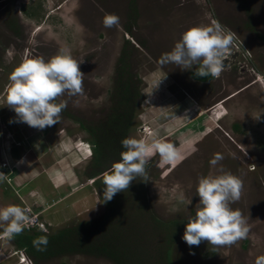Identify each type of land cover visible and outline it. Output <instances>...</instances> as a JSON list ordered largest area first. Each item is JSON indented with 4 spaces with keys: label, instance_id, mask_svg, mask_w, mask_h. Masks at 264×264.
I'll list each match as a JSON object with an SVG mask.
<instances>
[{
    "label": "rangeland",
    "instance_id": "rangeland-1",
    "mask_svg": "<svg viewBox=\"0 0 264 264\" xmlns=\"http://www.w3.org/2000/svg\"><path fill=\"white\" fill-rule=\"evenodd\" d=\"M106 14L118 16L119 24L106 28ZM213 21L234 35L228 65L219 77L198 81L190 72L199 65L182 70L163 62V54L186 30ZM61 50L84 73L83 94L65 93L57 99L67 103L57 124L30 127L6 105L9 74L25 57L47 62ZM125 64L123 73L138 90L127 138L172 143L180 158L173 166L161 165L159 154L152 156L146 176L136 177L128 190L114 196L118 206L112 213L95 178L86 175L92 145L79 124L101 123L113 111L116 73ZM217 153L223 159L213 167L210 160ZM3 163L9 172L0 173V208L31 209L27 216L37 214L42 232L120 219L147 231L153 254L149 262L256 264L264 256V0H0ZM221 168L243 181L241 197L230 207L247 219L248 236L232 246L213 247L203 241L189 247L182 237L199 203V179L220 175ZM102 227L97 228L99 235ZM23 231L31 233L32 228L23 225ZM0 264L118 263L97 251L35 263L0 236Z\"/></svg>",
    "mask_w": 264,
    "mask_h": 264
},
{
    "label": "clouds",
    "instance_id": "clouds-1",
    "mask_svg": "<svg viewBox=\"0 0 264 264\" xmlns=\"http://www.w3.org/2000/svg\"><path fill=\"white\" fill-rule=\"evenodd\" d=\"M103 24L106 28L117 26L119 17L106 14ZM233 43L234 35L231 32L225 33L223 26L213 21L211 26L186 30L174 48L163 54L162 60L164 63H174L182 70H190L194 65H199L194 75L219 77ZM83 76L77 61L64 50L47 62L42 57H25L9 74V83L4 89L6 105L15 111L19 121L30 127L44 129L55 125L67 107L66 102L56 103L57 99L65 93L70 97L82 95ZM84 144L88 145L87 142ZM121 145L126 150L120 153V160L103 173L105 203L111 201L118 192L128 190L136 177L146 176V165L152 156L159 154L161 165L173 166L180 158L172 143L155 137L150 143L144 139L124 138ZM222 159L223 156L217 153L210 160V165L215 167ZM219 171L222 174L199 179L196 188L199 203L195 215L189 217L182 237L189 247L199 246L203 241L213 247L232 246L247 238L250 231L242 212L230 207L231 203L239 201L243 181L231 172H225L223 168ZM8 172L6 164L0 165V173ZM30 212L33 213L31 209L26 210L17 205L0 208V225L4 226L0 236L11 239L21 233ZM34 228L41 229L37 225ZM47 243L46 236L40 237L34 241V246L43 250L40 245L46 246ZM256 264H264V256L258 257Z\"/></svg>",
    "mask_w": 264,
    "mask_h": 264
},
{
    "label": "trees",
    "instance_id": "trees-1",
    "mask_svg": "<svg viewBox=\"0 0 264 264\" xmlns=\"http://www.w3.org/2000/svg\"><path fill=\"white\" fill-rule=\"evenodd\" d=\"M125 42L129 43V39ZM127 49L123 51L126 56ZM121 55L122 60L124 55ZM119 67L116 73L115 105L113 111L104 117L101 123L85 126L79 125L89 135L92 145L91 164L86 171L88 178H95L93 182L100 191L103 198V173L107 171L114 162L120 160V153L125 151L121 141L127 138L134 114L135 101L138 96L137 85H133L130 78L124 75L127 69ZM196 70L190 72L191 77L198 81H208L211 75L200 77L194 75ZM99 176V177H98ZM97 177V178H96ZM107 207L116 212L118 202L115 197L106 202ZM116 208V209H115ZM105 221L82 222L75 226L65 227L54 233H45L40 230L22 231L14 235L10 240L17 248H22L35 263L68 253L87 252L99 254L115 260L118 264H157L151 261L153 255L148 246L151 240L146 230L135 223L124 224L122 220L112 221L103 225ZM103 226L102 235H99L97 228ZM47 237V245H40L43 250L34 246V241L40 237ZM121 238L122 240H118ZM133 250V251H132ZM134 257H132L133 255ZM147 259V260H146ZM168 259V258H167ZM159 262V260H158ZM170 264V263H169Z\"/></svg>",
    "mask_w": 264,
    "mask_h": 264
},
{
    "label": "built area",
    "instance_id": "built-area-1",
    "mask_svg": "<svg viewBox=\"0 0 264 264\" xmlns=\"http://www.w3.org/2000/svg\"><path fill=\"white\" fill-rule=\"evenodd\" d=\"M2 165H5L4 163ZM29 208H26V210H28ZM38 228H41L43 230L44 229V226H43V223L41 221L38 220L37 216H33V217H29L28 221L24 223V226H25V229L26 230H29L30 228H32L33 226H36Z\"/></svg>",
    "mask_w": 264,
    "mask_h": 264
},
{
    "label": "water",
    "instance_id": "water-1",
    "mask_svg": "<svg viewBox=\"0 0 264 264\" xmlns=\"http://www.w3.org/2000/svg\"><path fill=\"white\" fill-rule=\"evenodd\" d=\"M230 62L232 63V61H230ZM224 63H225V66H227V65H228V64H227V59L225 60V62H224Z\"/></svg>",
    "mask_w": 264,
    "mask_h": 264
},
{
    "label": "crops",
    "instance_id": "crops-1",
    "mask_svg": "<svg viewBox=\"0 0 264 264\" xmlns=\"http://www.w3.org/2000/svg\"><path fill=\"white\" fill-rule=\"evenodd\" d=\"M184 101H186V100H184ZM189 107H192L191 105H189Z\"/></svg>",
    "mask_w": 264,
    "mask_h": 264
}]
</instances>
